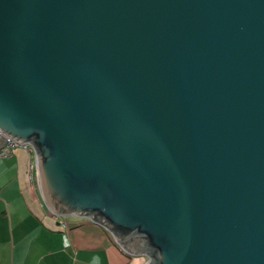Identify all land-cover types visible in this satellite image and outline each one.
<instances>
[{"label": "water", "instance_id": "obj_1", "mask_svg": "<svg viewBox=\"0 0 264 264\" xmlns=\"http://www.w3.org/2000/svg\"><path fill=\"white\" fill-rule=\"evenodd\" d=\"M8 141L147 264H264V0H0Z\"/></svg>", "mask_w": 264, "mask_h": 264}, {"label": "crops", "instance_id": "obj_2", "mask_svg": "<svg viewBox=\"0 0 264 264\" xmlns=\"http://www.w3.org/2000/svg\"><path fill=\"white\" fill-rule=\"evenodd\" d=\"M88 219L51 214L40 196L33 154L0 159V264H147Z\"/></svg>", "mask_w": 264, "mask_h": 264}, {"label": "built area", "instance_id": "obj_3", "mask_svg": "<svg viewBox=\"0 0 264 264\" xmlns=\"http://www.w3.org/2000/svg\"><path fill=\"white\" fill-rule=\"evenodd\" d=\"M16 149H24L33 154V150L28 144L20 145L13 141H8L7 145L0 150V159L9 157Z\"/></svg>", "mask_w": 264, "mask_h": 264}]
</instances>
